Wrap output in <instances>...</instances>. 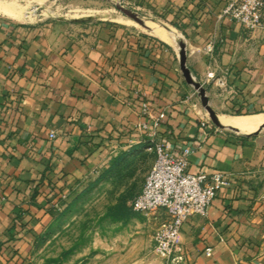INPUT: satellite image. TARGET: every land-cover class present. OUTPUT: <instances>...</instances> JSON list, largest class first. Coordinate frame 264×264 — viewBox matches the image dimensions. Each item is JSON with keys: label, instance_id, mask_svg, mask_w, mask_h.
Returning <instances> with one entry per match:
<instances>
[{"label": "crops", "instance_id": "1", "mask_svg": "<svg viewBox=\"0 0 264 264\" xmlns=\"http://www.w3.org/2000/svg\"><path fill=\"white\" fill-rule=\"evenodd\" d=\"M227 1L129 0L177 29L176 44H186L187 66L218 124L197 108L179 46L149 31L104 22L79 32L0 18V264H48L37 250L57 211L118 160L140 158L134 150L152 144L137 126L161 112L155 140L174 153L189 146L190 171H220L228 184L205 216L184 222V254L153 264H264V127L224 124L225 117L264 116V16L247 30L222 16ZM163 215L152 218L160 224ZM138 264H148L146 256Z\"/></svg>", "mask_w": 264, "mask_h": 264}, {"label": "rangeland", "instance_id": "2", "mask_svg": "<svg viewBox=\"0 0 264 264\" xmlns=\"http://www.w3.org/2000/svg\"><path fill=\"white\" fill-rule=\"evenodd\" d=\"M0 3H14L28 13L24 20H14L0 13L2 19L18 24H70L79 32L104 22H120L132 27L116 19L128 17L117 8L118 4L135 11L143 20L157 19L129 0H0ZM104 14L109 18H103ZM195 96L197 108L212 123L199 96ZM223 113L236 115L228 110ZM260 133L264 134V129ZM134 151L140 152L141 157L118 160L110 174H100L73 202L57 211L55 222L39 242L37 258L40 262L109 264L111 261L124 264L128 258L138 264L145 256L148 264L163 262L154 251V233L159 222L152 217L163 213L162 220H165L166 213L159 210L145 215L135 212L130 205L153 166L155 152L147 148ZM141 251L144 256L140 255Z\"/></svg>", "mask_w": 264, "mask_h": 264}, {"label": "built area", "instance_id": "3", "mask_svg": "<svg viewBox=\"0 0 264 264\" xmlns=\"http://www.w3.org/2000/svg\"><path fill=\"white\" fill-rule=\"evenodd\" d=\"M222 16L247 30H255L263 25L264 0H228ZM208 51H212V46H208ZM143 113L149 114L147 104L143 106ZM165 117V112L150 115L149 121L140 122L137 126L147 135L152 144L148 149L154 151L156 157L141 191L133 197L130 205L135 212L145 215L159 210L166 213L167 218L160 222L154 233V251L164 260H169L184 254L180 241L184 222L193 216H205L214 197L228 181L220 171H190L192 150L189 146L174 153L176 149L172 144L155 140ZM56 137V132L51 131L50 138ZM211 252L212 248H208L207 253L210 255Z\"/></svg>", "mask_w": 264, "mask_h": 264}, {"label": "bare ground", "instance_id": "4", "mask_svg": "<svg viewBox=\"0 0 264 264\" xmlns=\"http://www.w3.org/2000/svg\"><path fill=\"white\" fill-rule=\"evenodd\" d=\"M0 13L14 20H24L28 18V13L25 12L23 8H21L20 6H17L14 3L13 4L0 3ZM103 18L108 19L109 17L104 14ZM116 19H118L119 21L125 24L132 25L137 28H141L145 31H149L161 37L162 39L174 44L176 48H178L176 41L180 37H179V33L177 29H175L174 27H167L163 24H160L157 21H146V20H144V24L142 25L130 17H118V18L116 17ZM225 118L226 119H225L224 124L227 127L235 129L237 131H243V132L244 131L245 132L254 131L255 132L264 127V116H261V115H254V116L249 115V117H244V116L243 117H238V116L231 117L230 116V117H225Z\"/></svg>", "mask_w": 264, "mask_h": 264}, {"label": "water", "instance_id": "5", "mask_svg": "<svg viewBox=\"0 0 264 264\" xmlns=\"http://www.w3.org/2000/svg\"><path fill=\"white\" fill-rule=\"evenodd\" d=\"M117 8L122 11L125 16H128L134 20H136L138 23L140 24H144V20L142 19V17L136 13L135 11L126 8L120 4L117 5ZM178 46H179V63H180V69L181 72L183 74V77L185 79V81L194 87V89L197 91L198 96L200 98L201 104L202 106L209 112L210 118L212 119L213 122L218 124V116L216 114V112L214 111V109L211 107L210 105V100L209 97L207 95V91L206 88L204 87V85L198 80L196 79L190 68L187 66V54H186V44L184 43V41L182 40H178Z\"/></svg>", "mask_w": 264, "mask_h": 264}, {"label": "trees", "instance_id": "6", "mask_svg": "<svg viewBox=\"0 0 264 264\" xmlns=\"http://www.w3.org/2000/svg\"><path fill=\"white\" fill-rule=\"evenodd\" d=\"M235 113H236V115H241L242 114V112L240 110H237Z\"/></svg>", "mask_w": 264, "mask_h": 264}]
</instances>
